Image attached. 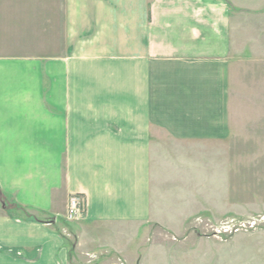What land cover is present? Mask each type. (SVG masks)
I'll return each mask as SVG.
<instances>
[{
    "label": "crops",
    "instance_id": "obj_1",
    "mask_svg": "<svg viewBox=\"0 0 264 264\" xmlns=\"http://www.w3.org/2000/svg\"><path fill=\"white\" fill-rule=\"evenodd\" d=\"M204 2L59 0L47 28L38 0L37 36H54V53L0 52V264L121 248V225L165 215L191 138H231L233 33ZM73 196L86 219L71 252L48 219Z\"/></svg>",
    "mask_w": 264,
    "mask_h": 264
},
{
    "label": "rangeland",
    "instance_id": "obj_2",
    "mask_svg": "<svg viewBox=\"0 0 264 264\" xmlns=\"http://www.w3.org/2000/svg\"><path fill=\"white\" fill-rule=\"evenodd\" d=\"M44 2L50 28L59 0ZM204 5L207 18L215 12L230 18L231 138H191L188 151L177 153L186 157L179 160L184 177L163 187L172 197L165 215L121 225L119 249L105 243L102 228L94 236L103 240L81 247L77 230L86 216L70 222L67 211L48 219L71 252L74 245L81 247L77 257L73 251L75 264H264V0H205ZM37 6L38 0H0V52L23 47L54 53L55 37L37 36ZM17 29L27 36L16 35ZM213 44L208 38L206 50Z\"/></svg>",
    "mask_w": 264,
    "mask_h": 264
},
{
    "label": "built area",
    "instance_id": "obj_3",
    "mask_svg": "<svg viewBox=\"0 0 264 264\" xmlns=\"http://www.w3.org/2000/svg\"><path fill=\"white\" fill-rule=\"evenodd\" d=\"M86 216L85 202L80 196L70 199L66 220L70 222L79 221Z\"/></svg>",
    "mask_w": 264,
    "mask_h": 264
}]
</instances>
